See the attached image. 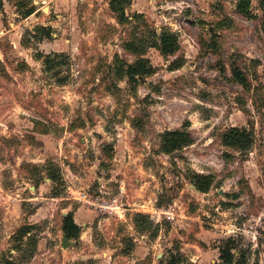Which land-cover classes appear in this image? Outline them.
I'll use <instances>...</instances> for the list:
<instances>
[{"label":"rangeland","instance_id":"rangeland-1","mask_svg":"<svg viewBox=\"0 0 264 264\" xmlns=\"http://www.w3.org/2000/svg\"><path fill=\"white\" fill-rule=\"evenodd\" d=\"M111 1L0 0V264H264V0Z\"/></svg>","mask_w":264,"mask_h":264},{"label":"trees","instance_id":"trees-1","mask_svg":"<svg viewBox=\"0 0 264 264\" xmlns=\"http://www.w3.org/2000/svg\"><path fill=\"white\" fill-rule=\"evenodd\" d=\"M121 0H112L110 2V10L116 14L117 12L121 11L119 5L121 4ZM249 0H239L238 10L243 15L249 16ZM35 12V7L31 8L25 14V17L32 15ZM123 20H120L119 23L123 24L125 22V18L122 16ZM41 37L39 38L42 40L43 38H49L51 36V29L49 28H40L38 29ZM160 43L155 44L156 48L161 51L164 56H169L175 53L178 49V40L175 35H170L169 33H162L160 35ZM131 51L134 52L133 48H130ZM46 65L50 64V61H46ZM147 61H139L135 64L127 65L126 69L123 68V74L129 78V80L133 81L137 77L140 76H147L153 71L152 67L148 66ZM234 76L238 82L241 84L246 83V79L238 69H235ZM192 141L188 132L183 130H175L166 132L163 135L161 150L163 152H173L176 150L182 149L185 145L190 144ZM250 142V137L245 131L241 130H232L231 133L226 137V143L236 147L248 146ZM192 182L194 183L195 188L200 193H207L211 187L210 177H200L195 175L192 178ZM63 233L66 235L68 240H76L79 238L81 233V228L75 223L74 216L72 213H69L65 216L63 221L62 227ZM231 242V241H229ZM175 259V258H174ZM220 259L222 260L223 264H245L243 261L236 262L235 256L232 253V247L226 246L220 250ZM169 264H176L175 261L170 262Z\"/></svg>","mask_w":264,"mask_h":264},{"label":"water","instance_id":"water-1","mask_svg":"<svg viewBox=\"0 0 264 264\" xmlns=\"http://www.w3.org/2000/svg\"><path fill=\"white\" fill-rule=\"evenodd\" d=\"M189 23L193 24V23H195V21H189ZM198 23L201 24V25H209V23H207L204 20H199ZM210 32H213L212 28H210ZM61 245H62L63 248H67L70 245V243H69V241H68V239H67L65 234H63Z\"/></svg>","mask_w":264,"mask_h":264},{"label":"crops","instance_id":"crops-1","mask_svg":"<svg viewBox=\"0 0 264 264\" xmlns=\"http://www.w3.org/2000/svg\"><path fill=\"white\" fill-rule=\"evenodd\" d=\"M33 15V14H32Z\"/></svg>","mask_w":264,"mask_h":264}]
</instances>
